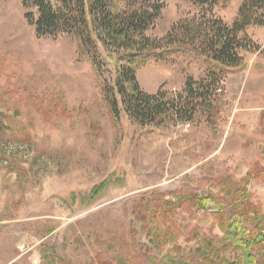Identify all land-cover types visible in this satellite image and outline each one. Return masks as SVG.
Returning a JSON list of instances; mask_svg holds the SVG:
<instances>
[{
  "label": "rangeland",
  "instance_id": "1",
  "mask_svg": "<svg viewBox=\"0 0 264 264\" xmlns=\"http://www.w3.org/2000/svg\"><path fill=\"white\" fill-rule=\"evenodd\" d=\"M160 4L155 18L150 9L143 38L180 49L137 70L140 90L168 104L161 120L141 126L113 115L103 90L111 67L90 61L77 34L38 36L22 0H0V264L194 259L205 240L223 239L214 209L166 214L165 201L187 193L218 198L240 180L264 211V23L254 18L238 34L244 64L220 75L202 104L176 113L171 104L184 105L187 81H210L204 34L215 35L218 19L232 28L242 0L208 11L193 0ZM188 34L195 45L185 42ZM105 180L109 186L89 199ZM169 227L176 236L158 241L157 228Z\"/></svg>",
  "mask_w": 264,
  "mask_h": 264
},
{
  "label": "trees",
  "instance_id": "2",
  "mask_svg": "<svg viewBox=\"0 0 264 264\" xmlns=\"http://www.w3.org/2000/svg\"><path fill=\"white\" fill-rule=\"evenodd\" d=\"M25 16L38 36H56L60 31H70L79 37L80 51L86 52L96 66L111 67V82L104 86L113 115L124 114L141 126L151 125L161 120L168 111L165 102L158 95H149L140 90L136 72L151 60H159L175 53L180 48H156L145 42L143 32L150 9L154 18L161 10V4L149 0L141 9L130 7L132 0H22ZM201 10L213 9L221 0H193ZM239 16L233 27L223 24L221 19L214 21L215 35L206 31L201 44L209 65L210 81H187L188 99L181 105L172 102L176 113L189 106L197 107L194 101L203 102V97L214 84L221 81L222 74H230L244 64V59L236 52L239 32L246 30L252 19L264 23V0H242ZM157 14V15H156ZM259 16V17H257ZM185 42L195 45V37L188 34ZM105 44L114 46L115 53L104 51ZM189 50L187 48H182ZM110 51V50H109ZM0 113V118H1ZM18 141L24 138L15 137ZM238 184L213 195L187 193L167 199L164 213L172 214L179 207L201 210L214 209L212 214L224 232L223 239H207L196 248V258L188 259L171 253L157 260L158 264H264V211L251 198L246 184ZM103 181L94 186L89 199L94 200L108 186ZM235 193V195H234ZM158 207V206H157ZM159 208L155 214L159 213ZM164 218V217H163ZM160 228V227H159ZM156 239L162 241L176 236L171 227L158 229Z\"/></svg>",
  "mask_w": 264,
  "mask_h": 264
}]
</instances>
